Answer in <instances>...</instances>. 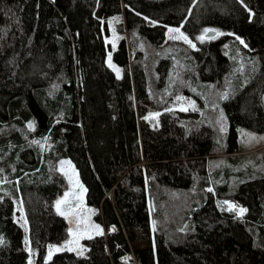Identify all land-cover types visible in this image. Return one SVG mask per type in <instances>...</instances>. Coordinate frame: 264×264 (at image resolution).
<instances>
[{
    "label": "trees",
    "instance_id": "trees-1",
    "mask_svg": "<svg viewBox=\"0 0 264 264\" xmlns=\"http://www.w3.org/2000/svg\"><path fill=\"white\" fill-rule=\"evenodd\" d=\"M206 29L220 36L200 42ZM244 131L264 133V0H0V264H27V244L35 264H136L135 167L163 264H264V148L248 153ZM63 159L106 233L47 262L68 235Z\"/></svg>",
    "mask_w": 264,
    "mask_h": 264
},
{
    "label": "rangeland",
    "instance_id": "rangeland-1",
    "mask_svg": "<svg viewBox=\"0 0 264 264\" xmlns=\"http://www.w3.org/2000/svg\"><path fill=\"white\" fill-rule=\"evenodd\" d=\"M169 29H177V28L171 27ZM178 29L180 30V33H183V35L186 36L184 32H182L181 28H178ZM110 30H111V36L106 38V42H111L114 44L116 39L113 36L115 34L113 24H111ZM211 30L216 32L215 37H211V39H214L217 36H220V34L218 35L219 32L217 30L215 29H211ZM204 33L205 31H203L201 35H204ZM177 35L178 33L176 32H171V33L168 32V38L170 36H177ZM234 38L239 43L243 41L238 37H234ZM207 39H210V37L206 36L203 41ZM203 41L200 40V42H203ZM168 42L169 43H183L186 46L192 47L194 49L196 48L195 43L191 42L192 45H195V47H193L189 43H186L183 39H170L169 38ZM241 44L244 46L246 45L244 41ZM109 56H111V54ZM108 65H109V58H108ZM111 65L112 66L111 67L109 66V67L112 70H114L118 75H120L121 71L119 67L116 64H114L112 60V56H111ZM172 105L176 107L177 109H186V110L191 109V108L195 109L196 101L193 97H187L182 92H179L174 96ZM158 115L155 114L153 117L156 118ZM216 121L218 122V125L221 126L222 124L223 129L225 128V123L221 116H217ZM250 137H255V139H250ZM262 138H264V133L257 134L255 132H246V131L241 133L242 143L245 146L249 147L250 149L248 153L255 152L257 150L264 148V139ZM65 161L70 162V164H63V170H62V162H65ZM57 171L60 172L65 177V180L67 182V188L63 192V194H61L56 199L55 201L56 210H57L58 201L64 200L66 194L73 193V195H68L69 203L61 204L60 211H58L59 214H61V212L65 213V215H62V216L66 219L67 224H68V235L63 241L59 243L51 244L48 246L47 252H46V258H45L47 262L52 260L54 255L61 253V252L69 251L64 247L68 243V241L74 239V237L70 235L69 230H71L72 233H76V238L79 239V247L77 248L75 244L71 245L70 247L75 248L76 250L70 251V252H75L81 256H84L86 254L87 246H86L85 241L89 239L87 235H83V238H80L82 234L87 233V234H90L91 237L95 235H99L97 234V230L93 227L96 225L99 226V230L102 232V234L106 233L105 227L101 223L95 220V209L87 201L86 191L82 190L86 188L83 185L82 180L80 179L79 173L75 165L69 159H63L57 164ZM65 172H67L68 175H65ZM69 175L72 176V182L69 181ZM127 177L129 179V182L126 184L125 189L128 191L129 194L133 196V200L135 202L134 218H135V223L137 226V229H136L137 230V240L135 243L131 244V253L129 255V259H132L134 262H136V264L137 263L138 264H163L162 259H161L162 250L160 248L161 246L160 238L155 232V229L147 230L142 227L141 220L138 215V210L142 208L144 205H148L149 203L148 194H147L146 178L144 174L141 172V170H139L138 167L131 169L128 172ZM77 180L79 181V184L82 185V189L79 187H74V184ZM81 193H82V200L76 199L75 194H81ZM231 201L233 200L227 201V203L225 204L226 209L228 208V204ZM233 202L241 205L237 201H233ZM241 207L243 208L242 205ZM231 212L235 213L234 211H231ZM235 214L239 215L238 213H235ZM16 219L18 223L22 225V227H26V220H25L24 212L20 204H18V206L16 207ZM27 248L30 254L27 264H35L34 252L30 249L28 244H27ZM50 248H60L61 251L53 252L51 259H49L48 254H49ZM81 250H83L82 254H79Z\"/></svg>",
    "mask_w": 264,
    "mask_h": 264
},
{
    "label": "snow or ice",
    "instance_id": "snow-or-ice-1",
    "mask_svg": "<svg viewBox=\"0 0 264 264\" xmlns=\"http://www.w3.org/2000/svg\"><path fill=\"white\" fill-rule=\"evenodd\" d=\"M211 31H212L211 29H206L204 35L199 36L197 39L203 41L205 39V37L208 35V33L211 32ZM169 32L170 33L171 32L178 33L177 36H170L169 37L170 39H183L186 43H189L191 46L195 47V45H192L191 44V41L188 39V37L184 36L183 33H180V30L178 28L177 29H169ZM218 35H219V33H218ZM241 43H243V41H241ZM109 66L110 67L112 66L111 65V57L110 56H109ZM117 72H118V70H117ZM182 110H184V109H182ZM30 127H31V125H30ZM250 139H255V137H250ZM262 139H264V138H262ZM63 164H70V162H67V161L62 162V170H63ZM65 175H68V173L65 172ZM69 181L72 182V176L71 175H69ZM74 187H79V188L82 189V185L79 184V181L78 180L75 182ZM82 190L83 191H86V189H82ZM209 191H211V189H209ZM68 195H73V193L66 194L64 200H61V201H58L57 202V211H60L61 204L69 203V201H68ZM75 198L78 199V200H82V193L81 194H75ZM225 203H227V202H225ZM227 210L230 211V212L231 211H238V214L241 215V216L247 211L244 208H238L237 209V206L236 205H233V204H228ZM61 215H65V213L64 212H61ZM93 227L97 230V234H102V232L99 230V226L98 225L93 226ZM69 231H70V235H72L74 237V239L68 241V243L64 247L67 250H69V251H74L76 249L75 248H72L70 246L73 245V244H75L76 247L78 248L79 247V239L76 238V233H72L71 230H69ZM83 235H87L89 239L91 238V235L90 234H87V233L82 234L80 238H83ZM59 251H61L60 248H50L49 249V254H48L49 259H51V256H52L53 252H59ZM82 251L83 250H81V252L79 254H82Z\"/></svg>",
    "mask_w": 264,
    "mask_h": 264
},
{
    "label": "water",
    "instance_id": "water-1",
    "mask_svg": "<svg viewBox=\"0 0 264 264\" xmlns=\"http://www.w3.org/2000/svg\"><path fill=\"white\" fill-rule=\"evenodd\" d=\"M215 35H216V32L211 31V32L208 33L207 36L211 38V37H214Z\"/></svg>",
    "mask_w": 264,
    "mask_h": 264
},
{
    "label": "bare ground",
    "instance_id": "bare-ground-1",
    "mask_svg": "<svg viewBox=\"0 0 264 264\" xmlns=\"http://www.w3.org/2000/svg\"><path fill=\"white\" fill-rule=\"evenodd\" d=\"M231 202H233V201H231ZM237 204H238V203H237ZM235 205H236V204H235ZM236 206H237V209H238V208H242L241 205H239V204L236 205ZM234 212H235V213H238V211H234Z\"/></svg>",
    "mask_w": 264,
    "mask_h": 264
},
{
    "label": "built area",
    "instance_id": "built-area-1",
    "mask_svg": "<svg viewBox=\"0 0 264 264\" xmlns=\"http://www.w3.org/2000/svg\"><path fill=\"white\" fill-rule=\"evenodd\" d=\"M229 204H233V205H235V204H236V205H238V204H237V203H235V202H230Z\"/></svg>",
    "mask_w": 264,
    "mask_h": 264
},
{
    "label": "crops",
    "instance_id": "crops-1",
    "mask_svg": "<svg viewBox=\"0 0 264 264\" xmlns=\"http://www.w3.org/2000/svg\"><path fill=\"white\" fill-rule=\"evenodd\" d=\"M107 63H108V60H107Z\"/></svg>",
    "mask_w": 264,
    "mask_h": 264
}]
</instances>
